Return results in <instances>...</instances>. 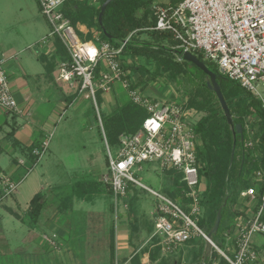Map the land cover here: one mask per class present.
I'll list each match as a JSON object with an SVG mask.
<instances>
[{"label": "built area", "instance_id": "2783aa9c", "mask_svg": "<svg viewBox=\"0 0 264 264\" xmlns=\"http://www.w3.org/2000/svg\"><path fill=\"white\" fill-rule=\"evenodd\" d=\"M68 1L37 0L50 26V36L58 37L69 55V60L59 66L58 80L75 86L79 95L93 103L100 123L97 95L112 92L116 82L123 84L129 101L145 109L148 115L136 134L121 136L115 156L105 140L108 173L103 181L110 186L115 202L127 198L130 186L145 190L157 199L153 238L159 240L161 258L180 255L182 264H186L185 251L181 255L178 250L200 239L209 242L212 253L228 264H260V249L254 237L264 235V191L261 195L255 188L241 192L240 198L247 207L240 210L242 215L235 221L234 233L224 230L229 245L226 251L220 249L199 224L203 214L204 182L197 158L201 140L195 126L201 119L200 113L189 108L180 96L157 100L133 89L121 63L122 50L128 40L120 48L107 42L97 44L94 40H83L62 12ZM89 1L95 4L101 0ZM152 11L156 21L151 31L169 34L178 43L176 48L194 55L202 54L204 60L216 65L222 76L239 83L260 101L264 109V0H180L177 6L155 3ZM4 63L0 58V108L9 115L24 116L25 110L13 95ZM247 131L252 134L248 126ZM253 144L249 139L245 147L250 149ZM48 147L49 142L45 141L33 151L37 163ZM142 163H157L163 171L183 173L186 182L183 205L134 177V167ZM254 179L261 183L264 172L257 171ZM0 184L5 186L7 195L16 191V185L6 176H0ZM253 206L255 208L249 211ZM55 239L56 236L49 239L53 246H56Z\"/></svg>", "mask_w": 264, "mask_h": 264}, {"label": "trees", "instance_id": "16d2710c", "mask_svg": "<svg viewBox=\"0 0 264 264\" xmlns=\"http://www.w3.org/2000/svg\"><path fill=\"white\" fill-rule=\"evenodd\" d=\"M107 0L99 3H92L89 0H70L62 8V12L75 27L78 24H85L89 29L97 33V39L92 35L83 37L85 41L94 40L97 44L107 42L116 48H120L125 41L121 56V63L128 74L133 89L145 90L151 82L165 79L168 82H182V97L189 108L196 109L203 115L195 126V131L200 137L201 143L197 150L199 173L201 181L204 182L201 194V205L205 217L201 219V228L209 234L214 226L217 213L222 209L223 230L234 223V220L241 216L240 210L231 211L233 204L242 200L240 194L248 188H255L258 195L264 191V180L259 183L254 179L257 171L264 172V109L262 104L253 95L241 87L239 83L230 81L219 73L216 65L204 60L200 53H196L198 59L203 62L210 71L217 75V81L221 87L223 96L229 106L235 125L243 126V140L240 135L236 137V152L231 164V155L234 145L233 131L228 125L227 118L221 108L216 95L207 87L208 77L196 66L180 61L171 50L162 45L168 42L172 48H176L178 43L167 33L151 31L155 25L152 6L160 3L162 6H177L180 0H115L106 8L103 16V27L99 24V15L102 5ZM147 34L152 38V42L144 41L141 35ZM110 38H109V37ZM56 56L59 60L68 61L69 55L61 40L54 37ZM131 61V63H127ZM47 68L51 71L55 69L53 63H47ZM195 68L199 73L191 72ZM190 76L188 79L187 77ZM135 79V82H133ZM133 80V81H132ZM101 95H97V103L100 106ZM75 95L70 100L74 99ZM92 111L95 122L100 129L102 140L107 141L110 148L119 147L120 138L124 134H136L146 119L147 112L142 107L127 101L110 114L103 115L100 112L102 126L99 123V116L92 103ZM252 119L251 121L249 119ZM247 126L252 134L247 131ZM254 143L253 147L247 149L245 143L247 136ZM42 142L33 145L28 150L31 164H37V158L33 155L35 149H39ZM106 145V144H105ZM106 150V146H105ZM180 188L168 193L167 196L176 202L184 203L183 191L186 189L184 175L175 170L168 171ZM99 187V188H98ZM101 183L92 181L86 184L78 183L75 193L81 200L92 201L94 195H100ZM108 192L113 196V192L108 186ZM139 189L130 186L129 193L136 196ZM135 200H131V205L135 206ZM47 202L42 193L36 194L30 202L27 218L31 226L36 225L45 209ZM226 214V217H225ZM230 225L228 228H230ZM154 226H152L153 231ZM115 232L112 231L110 242L111 256L115 259ZM214 241V237L212 238ZM204 244L205 242L201 240ZM201 241L192 240L186 244L185 252L186 264H197L204 262L205 253L198 254ZM156 246L159 242L154 238ZM215 242V241H214ZM155 252L160 259V264H180L174 258H161L160 248L157 246ZM192 251V253H190ZM182 255V253H181ZM213 255V253H212ZM217 257L218 254H216ZM154 255V260H156ZM260 263V262H259ZM219 264H228L224 259H220ZM261 264V263H260Z\"/></svg>", "mask_w": 264, "mask_h": 264}, {"label": "rangeland", "instance_id": "374dc122", "mask_svg": "<svg viewBox=\"0 0 264 264\" xmlns=\"http://www.w3.org/2000/svg\"><path fill=\"white\" fill-rule=\"evenodd\" d=\"M162 1L167 2V0ZM0 28L3 29L9 40L15 41L18 36L26 37L24 40L27 38L30 40L34 39L33 47L37 45L36 48L40 50L42 49L38 43L39 41H44V39L38 38L39 35L44 34L45 41L47 40L48 42L52 39L50 26L38 9L37 0H0ZM140 38L144 41L152 42L150 35L143 34ZM162 45L172 48L168 42H163ZM44 51H47V49H44ZM30 54H34V51L26 52L27 56ZM128 63L130 64L131 61H128ZM4 70L13 91L11 74H9L5 64ZM191 72L199 73L195 68L191 69ZM187 78L189 79L190 76ZM182 88V82L180 81L171 83L165 79H160L151 82L146 94L151 97H156L157 95L159 99L173 94L176 98L180 96ZM122 100H126V98L123 97ZM0 110L5 112L1 108ZM109 110L110 108L104 103L99 110V114L101 112L105 115ZM200 116L201 118L203 117L201 113ZM249 120L251 121L252 119L250 118ZM50 132H52L51 135ZM50 132L44 138V142H49L48 150L35 165L29 163L26 167L18 166L11 162L12 156H0V165L3 167L6 177L16 185V191L7 195L5 186L0 184V203L8 205L11 203L15 204L17 201L18 205L16 204L13 207L18 212L20 209L24 210L27 208L34 195L40 192L44 194L48 200L47 213L50 218L45 233L48 236H52L54 233L60 236L62 233L63 239L55 235L58 238L55 240L56 244L61 247V242L63 241L74 250L76 255H81L83 252L87 258L81 256L80 264H86L87 262L90 264H111L109 239L112 238V233H110L111 238L108 237V231L111 226L115 229V239L117 237L116 232L120 231L125 237L129 234L132 241H134V237L139 236L138 239L144 243L152 234V225L154 226L153 214L155 213L157 199L149 192L138 188L139 192H137L136 196L132 197V193H129L127 198L115 203L113 196L108 192V185L103 181L108 173L106 142L105 138L104 141L102 140L100 129L93 117L92 102L86 99L85 96L79 95L73 104L66 109V112L61 115V120ZM245 136H247L248 140L249 135L245 133ZM118 150L119 147L111 148L114 156ZM90 173H92L91 176ZM133 173L134 177L144 185L163 195L167 196L168 193L180 189L174 178L167 171H163L157 163L137 165L134 167ZM92 178L94 182L101 183V188L99 189L101 195L100 197L94 195V206L87 202L80 203L75 193L78 183L86 184ZM131 200H135V206L131 205ZM180 203L178 202L179 205H183ZM58 205L60 210L52 214L51 212ZM246 207L244 200H240L237 205H232L231 211L234 213L236 210L245 209ZM254 208L255 206L248 208V210L251 211ZM1 209L2 206L0 204V212ZM204 217L205 214L203 213L202 218ZM18 218L19 215L10 213L3 215L0 220L3 227V230H0L2 232L0 237L6 238L14 248L29 250L32 245V242L29 241L32 231L35 234L34 236L39 234V236L35 237L33 247L37 245L35 243H38L41 247H44V252L48 253V257L43 255V253H39V256L34 253L28 256L29 259H32L29 264H52L56 253L50 250V248L53 250L51 245L47 243V246L44 242L41 230H34L33 227L24 226ZM236 219L231 225V222H229L230 228H228V225L224 230L228 233H234ZM137 226H139L138 229ZM224 230L222 224L218 233L213 237L216 245L226 251L229 241L223 235ZM138 232L139 234L137 235ZM27 240L29 241L28 246L25 245ZM197 240L201 241L200 239ZM254 241H256L260 249V263L264 264V235L255 236ZM132 245L129 252L138 248ZM205 247L206 243L204 244L201 241L198 254L202 257ZM185 248L187 247L180 248L178 252L184 253ZM0 249H5L3 244H0ZM29 253L32 254L31 251ZM185 253L187 254V252ZM126 255V251L121 249L117 253L115 264H123L122 258ZM25 257L23 254H17L13 257L11 254L2 253L0 254V264H26L25 261L16 262L19 258L25 260ZM12 258L14 259L13 262ZM169 258L174 257L169 256ZM174 259L179 261L180 264L183 263L180 255ZM218 261L219 257L213 252L211 258L206 262L201 258V262L197 264H215Z\"/></svg>", "mask_w": 264, "mask_h": 264}, {"label": "crops", "instance_id": "0c3cea01", "mask_svg": "<svg viewBox=\"0 0 264 264\" xmlns=\"http://www.w3.org/2000/svg\"><path fill=\"white\" fill-rule=\"evenodd\" d=\"M76 29L80 36L82 35L83 37H87L89 35H92L93 38L97 37V33L94 30L89 29V27L85 24H78L76 26ZM24 38L26 37L18 36L17 40L15 41L9 40L8 36H6L5 32H3V29L0 28V58H3L5 60L4 64L7 67L9 74H11L10 78L12 80L13 85V95L20 107L26 111V114L24 116H14L9 115L6 112L0 110V156H12L13 158L11 162L13 164L26 167L29 163H31L30 157L28 155V150H30L33 145L40 142H44V138L48 136L49 132L52 131L61 120V115L66 112V109L73 104V102L77 99L79 95L75 86H69L58 80L59 66L64 61L59 60L56 56L54 37H52V39H50V41L48 42L47 40L45 41L44 34L38 36V38L44 39V41H39L38 43L42 50L37 49V45L33 47L32 43L34 39L30 40L29 38H27L26 40H24ZM44 49H47V51H44ZM31 50L34 51V54H30L27 56L26 52ZM47 63H53L55 65V69L51 71L50 67H46ZM133 80L132 81L135 82V79ZM149 86L145 90H141V88H139L138 90L146 96L151 97L150 95L146 94L147 90L149 89ZM74 95L75 98L70 100L69 98H72ZM127 96L128 93L124 88L123 84L121 82H116L113 86L112 92L101 95V103L100 106H98L99 110L101 106L105 103V105L110 108L107 114H110L116 109H118L121 105L129 101ZM123 97H125L126 100H122ZM151 98L157 100H170L174 99L175 96L172 94L170 96H167L166 98L159 99V97L156 95V97L154 96ZM51 133L52 132H50V135ZM4 172L5 171L3 167L0 165V176H6ZM91 175L92 173H90V176ZM92 179H90V181ZM96 195L100 197L101 194ZM6 199H8V197H6ZM45 200L47 202V205L43 210L39 222L36 225L31 226L27 218V212L30 203L26 209H20V211H18V209V212H16L13 206H15L16 204L18 205L17 201L15 202V204L11 203L8 205H5V203L4 205H2V203H0L2 206L0 212V220L2 219L5 213H10L17 216L19 215L18 219L24 226L33 227L34 230L40 229L41 236L46 245L47 243L48 245H51L49 239H52L53 236L57 234L54 233L52 236H48L45 233V229H47L50 219L49 214L47 213L48 200L46 196ZM78 201L80 203L87 202L92 206L95 205L94 198L92 201H86L83 199H78ZM57 210H60L59 205L51 213H56ZM138 228L139 226H137V229ZM113 229V226L109 228V238H111L110 233H112ZM0 230H3L1 222ZM0 233L2 234V232ZM66 233L68 232L66 231ZM116 233L117 237L115 239L114 260L111 256L110 250L111 264H115L117 253L121 249H124L127 254L122 258L123 264H160V259L158 258L155 252L157 250L155 248L156 244L153 242L154 228L151 236L144 243H142L138 239L139 236H136V238L134 237V241H132L129 234L125 237L123 234L120 233V231H117ZM138 234L139 232L137 233V235ZM34 235L35 234L32 231L31 237L29 238V241L32 242V245L29 250L25 248H14V246L9 244L6 238L0 237V244H3L5 248L0 249V254H11V256L13 257L17 254H23L26 256L25 260L19 258L16 262L25 261L26 264H29V262L32 261V259H29L28 256L33 255L34 253L36 256H39L41 253H43V255H46V257H48V253L44 252V247H41L38 243H35L37 245L33 247L35 237L39 236V234H36V236ZM57 237L63 239V234L61 233L60 236L57 235ZM29 241L27 240L25 242L26 246H28ZM110 242L111 239H109V248ZM131 245L137 246L138 248H135V250L132 249L131 252H129ZM51 247L53 248V250L51 248L50 250L56 253V257L54 260H52V264H80V257H85L83 252L81 253V255H76L74 253V250L71 249L69 245L67 246L66 242L63 241L61 242V247L58 244H56V246L51 245ZM29 251H31L32 254H30ZM154 255L157 258L156 260H154ZM85 258H87V256ZM13 260L14 259L12 258V262ZM86 264L90 263L87 262Z\"/></svg>", "mask_w": 264, "mask_h": 264}, {"label": "water", "instance_id": "95a60500", "mask_svg": "<svg viewBox=\"0 0 264 264\" xmlns=\"http://www.w3.org/2000/svg\"><path fill=\"white\" fill-rule=\"evenodd\" d=\"M113 1H115V0H107L102 5L101 13L99 15V24L101 25L103 30H104L103 16H104L105 10L109 6V4L112 3ZM169 49L171 50V53H173L176 57L179 58L180 61H183V62H186V63H189L191 65L196 66L199 70H201L203 73H205L206 76L208 77L207 87L210 91H212L216 95L218 101L220 102L221 108H222V110H223V112L227 118L228 125L230 126L231 130L233 131L234 145H233L232 155H231V164H232L234 156H235V152H236V137H237V135H240L241 139L243 140V126L240 124L235 125L231 111L229 109V106H228V104H227V102L223 96L221 87L217 81V75L215 73H213L212 71H210L208 69V67L203 62H201L196 55H194L190 52H185L184 50H182L180 48H169ZM221 221H222V209H220L219 212L217 213V217H216L214 226L212 227L211 231L208 234V238L210 240L213 238V236H215L218 233ZM204 253H205L206 261L209 258H211V256H212V245L209 242L206 243Z\"/></svg>", "mask_w": 264, "mask_h": 264}]
</instances>
